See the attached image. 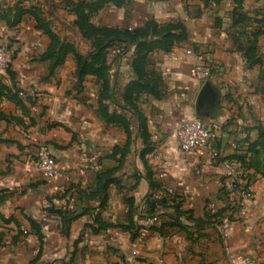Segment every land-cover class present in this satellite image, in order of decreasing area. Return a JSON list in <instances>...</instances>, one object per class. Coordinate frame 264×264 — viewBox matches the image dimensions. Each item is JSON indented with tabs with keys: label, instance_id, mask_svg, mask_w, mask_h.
Listing matches in <instances>:
<instances>
[{
	"label": "crops",
	"instance_id": "obj_1",
	"mask_svg": "<svg viewBox=\"0 0 264 264\" xmlns=\"http://www.w3.org/2000/svg\"><path fill=\"white\" fill-rule=\"evenodd\" d=\"M96 1L0 0L3 10L39 7L51 31L72 49L61 65L51 66L42 59L50 40L31 14L13 28L0 22V45L14 50L0 82L18 92L23 107L13 113L18 123L0 124V264H30L36 256L37 264H227L232 252L264 264L262 246L231 222L239 197L227 192L224 168L241 190L249 188L256 200L264 196V78H258L264 66L245 67V78L237 79V66H209L204 52L213 31L223 35L215 30L216 8L234 1L122 0L94 14L85 9L95 28L133 34L151 21L184 30V40L168 51L147 53L145 72L159 79L161 94L136 96V116L123 92L137 78L131 64L139 44L157 37L115 42L105 50V66H77L78 59L92 65L99 38L79 29L74 6ZM244 5L249 24L264 23V0ZM79 67L86 71L80 80ZM104 67L113 99L103 103L123 122L99 112L101 80L94 71ZM206 82L216 103L201 118L214 131L218 164L180 151L175 134L181 121L197 116ZM235 82L242 88L237 108L229 97L234 91L226 89ZM39 144L49 146L57 165L51 178L35 172ZM99 175L110 180L103 181L102 198L93 196Z\"/></svg>",
	"mask_w": 264,
	"mask_h": 264
},
{
	"label": "trees",
	"instance_id": "obj_2",
	"mask_svg": "<svg viewBox=\"0 0 264 264\" xmlns=\"http://www.w3.org/2000/svg\"><path fill=\"white\" fill-rule=\"evenodd\" d=\"M121 1L122 0H97L94 4L89 6H86L84 3H78L74 6L75 15L77 17L76 24L79 29L84 30L86 33L92 35L93 37L98 36L99 39H102H98L97 41H95V43H93L94 52L90 56L92 65H88L82 59H78L77 66H94L97 63H101V66H105V50L109 47H112L115 42H118L120 44L133 43L140 38L146 39L148 36L157 37V40L151 43L143 42L139 44L137 57L131 64L137 78L135 81L129 83L123 92L122 98L125 106L129 109V111H131L132 115L136 116L138 114L133 104L136 96L145 93L158 98L161 94L159 79L150 77L145 72L144 68L146 66L147 53L153 49L168 51L175 44L184 40L185 34L183 28L179 24H168L161 26L155 22L149 21L142 29L131 34L130 32L120 33L111 29L95 28L88 23L87 13L85 12V9H87L89 13L94 14L102 9L106 4L113 3L115 5H118ZM211 1L219 3L222 0ZM26 13L32 15L37 29L43 31L50 40L49 47L43 54L42 59L49 61L51 66L61 65L66 55L70 53L72 49L68 44H65L63 41H61V39L51 31L49 22L44 17V13L39 7H30L28 10H26L20 6H14L12 8L3 10V8L0 6V22L3 23L7 28L16 27L21 17ZM257 64H259V61H255L251 65ZM106 70L107 69L104 67L103 71L101 69L94 71L96 75L98 74V78L101 80V88L98 100L99 112L101 116L106 120L123 122V120L117 116H110L107 113L106 105L103 103V101H111L113 99V96L109 94L110 86L109 81L105 75ZM84 74H86V71H84V69L80 70L79 67V70L77 71L78 79L80 80V78H82ZM0 91L7 96L10 102L18 104L19 101L17 100L20 98L17 91H14L11 88L2 85L1 82ZM122 109L125 108L122 107ZM103 181H106V183L110 182V180L107 179V176L99 175L97 177V189L93 195L94 197H103V193L105 190ZM49 211L55 213L52 207L49 208ZM33 230L41 241L42 236L39 229L35 228ZM1 243L2 236L0 235V245ZM37 260L38 256L33 258L30 264H37Z\"/></svg>",
	"mask_w": 264,
	"mask_h": 264
},
{
	"label": "rangeland",
	"instance_id": "obj_3",
	"mask_svg": "<svg viewBox=\"0 0 264 264\" xmlns=\"http://www.w3.org/2000/svg\"><path fill=\"white\" fill-rule=\"evenodd\" d=\"M233 1L235 6L224 5L216 8V12L214 13L220 17L217 18L216 16L215 30H219L223 35L217 36V32L213 31L204 52L206 53L209 66H237L235 74L237 73L239 76L236 75L235 77L238 79L239 77L245 78V72H242L245 67L264 66V23H254L252 24L254 26L249 24L250 18L246 15L244 0ZM43 7L45 14L50 15L49 8L47 6ZM58 15L62 16L59 13ZM56 26L63 37L67 39L71 38L68 30L59 24ZM2 45L7 47L12 59V65L14 50L6 44ZM255 61H259V64L251 65ZM222 73V75H226V72ZM262 76L264 78V68L259 71L258 78L261 79ZM226 89L234 91L235 94L229 93V97L233 101V106L237 108L240 96L238 100L235 95L242 88L235 82L233 85L227 86ZM17 101H19L18 104L10 102L7 96L0 91V124L3 122L9 124L10 121L18 123L20 117H14L13 113L22 112L23 107L21 99ZM7 102L10 103L7 104ZM7 112L9 113L8 117H10V120L6 119ZM241 192L243 194L242 197L232 202V209L234 211L230 215L231 222L238 224L241 229L248 230L247 235L249 238H252L264 249V196L256 200L249 188H245Z\"/></svg>",
	"mask_w": 264,
	"mask_h": 264
},
{
	"label": "built area",
	"instance_id": "obj_4",
	"mask_svg": "<svg viewBox=\"0 0 264 264\" xmlns=\"http://www.w3.org/2000/svg\"><path fill=\"white\" fill-rule=\"evenodd\" d=\"M12 59L6 46L0 45V75L11 66ZM177 144L183 153H193L207 164H218L220 152L213 147L214 131L201 117L193 116L179 123L176 129ZM226 169V190L233 197H242V192L232 171ZM35 172L42 178H51L57 173L52 152L46 144H39L34 154ZM49 209V205L44 206ZM156 221V218H153ZM227 264H257L255 259L243 253H227ZM212 264V263H207Z\"/></svg>",
	"mask_w": 264,
	"mask_h": 264
},
{
	"label": "water",
	"instance_id": "obj_5",
	"mask_svg": "<svg viewBox=\"0 0 264 264\" xmlns=\"http://www.w3.org/2000/svg\"><path fill=\"white\" fill-rule=\"evenodd\" d=\"M215 103H216V94L213 91L211 84L206 82L196 100L197 116L199 117L209 116L210 110L215 105Z\"/></svg>",
	"mask_w": 264,
	"mask_h": 264
}]
</instances>
